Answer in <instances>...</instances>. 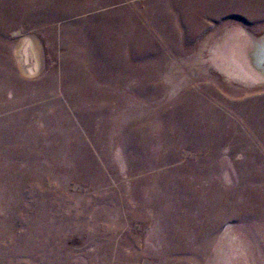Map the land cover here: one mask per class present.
Returning <instances> with one entry per match:
<instances>
[{
  "label": "rangeland",
  "instance_id": "obj_1",
  "mask_svg": "<svg viewBox=\"0 0 264 264\" xmlns=\"http://www.w3.org/2000/svg\"><path fill=\"white\" fill-rule=\"evenodd\" d=\"M257 49L264 0H0V264H264Z\"/></svg>",
  "mask_w": 264,
  "mask_h": 264
},
{
  "label": "bare ground",
  "instance_id": "obj_2",
  "mask_svg": "<svg viewBox=\"0 0 264 264\" xmlns=\"http://www.w3.org/2000/svg\"><path fill=\"white\" fill-rule=\"evenodd\" d=\"M258 49L255 51V55H254L255 56L254 65L256 67L260 68L264 72V57L262 55V51L261 50H258ZM257 51H260L261 52V56H262L261 59L258 60V61H256Z\"/></svg>",
  "mask_w": 264,
  "mask_h": 264
}]
</instances>
